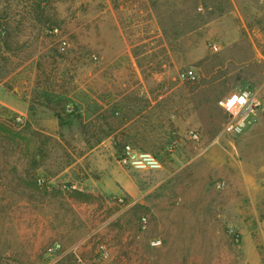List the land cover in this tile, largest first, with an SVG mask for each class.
<instances>
[{
    "label": "rangeland",
    "instance_id": "rangeland-1",
    "mask_svg": "<svg viewBox=\"0 0 264 264\" xmlns=\"http://www.w3.org/2000/svg\"><path fill=\"white\" fill-rule=\"evenodd\" d=\"M190 71L197 79L183 81ZM0 84L27 106L0 107V249L22 225L76 242L122 210L87 239L91 264H242L244 244L264 264V0H0ZM238 89L257 92L263 110L242 134L222 135L218 102ZM126 143L163 169L121 167ZM110 163L137 188L119 196L128 208L61 189ZM24 183L36 196L28 204Z\"/></svg>",
    "mask_w": 264,
    "mask_h": 264
},
{
    "label": "crops",
    "instance_id": "crops-1",
    "mask_svg": "<svg viewBox=\"0 0 264 264\" xmlns=\"http://www.w3.org/2000/svg\"><path fill=\"white\" fill-rule=\"evenodd\" d=\"M124 40L127 41V39ZM108 52L109 51L106 52V56L109 54ZM110 52H115V55H117L116 51ZM122 53L126 54V52ZM122 53L119 55L121 56ZM127 55L133 56L131 51H128ZM0 90H2L1 84ZM0 107H8L14 112L20 113H24L27 109L26 103L19 102L17 104H12L9 98V93H0ZM109 139H111V137ZM27 185V183H24L21 190L22 193H19L20 201L26 204L34 200L33 196L36 198ZM78 189V192L84 195H101L105 198H116L123 194H127L129 196H134L137 194V188L127 177V175L123 174L114 163L106 165L105 172L100 176L99 179L81 183ZM8 199L11 200L10 197ZM101 212L104 211H99V213ZM128 213L129 212L122 210L110 213L107 217V221L103 222L99 228L94 229L87 237L72 243L67 242V238L64 237L63 234H60L58 228L52 229L44 225L18 226L17 237L10 235L2 237L1 240L3 243L0 249V262L1 264H51V257L46 253V250L50 245H52L50 243L55 241V243H62L63 248L69 251V253L59 261L61 264H91L95 260L93 259V254L89 252L90 245L88 244L87 239L103 230L104 226L107 224L124 218L125 214ZM104 215L103 217H106L107 214L104 213ZM143 217L146 216L141 217V225ZM140 249L142 248L140 247ZM240 249L242 250L240 253L242 264H261L260 255L257 251H252L249 245L244 244ZM216 263V260L212 261V264Z\"/></svg>",
    "mask_w": 264,
    "mask_h": 264
},
{
    "label": "built area",
    "instance_id": "built-area-1",
    "mask_svg": "<svg viewBox=\"0 0 264 264\" xmlns=\"http://www.w3.org/2000/svg\"><path fill=\"white\" fill-rule=\"evenodd\" d=\"M202 10V8H200ZM54 34H59V29L56 27L53 30ZM212 47L215 50H219L216 44ZM60 49L66 52L68 49V43L66 40H62L60 44ZM183 81H195L197 76L194 72H183L180 75ZM219 106L227 113L229 120L225 124L222 135L224 134H242L253 122V120L260 114L263 110V101L260 95L251 89H238L233 91L229 95L223 97L218 102ZM189 138L195 142L200 140V136L197 132L191 131L189 133ZM118 164L124 169H128L138 173H156L163 169L162 162L153 153L143 150L132 143H126L117 155ZM37 183L40 186H47L52 184L50 180L45 178H38ZM219 188L225 186V182H219ZM63 190H77L76 184L63 183L61 185ZM118 201L123 205V207L128 208L131 206L132 202L127 201L126 197H118ZM148 224V218H142V227L145 229ZM163 245V240L161 238H153L150 240V246L153 248H160ZM46 253L51 257V264H55L62 260L69 251L63 248L62 243H54L50 245ZM99 253L103 260H107L111 257L110 249L105 245L101 244L99 246Z\"/></svg>",
    "mask_w": 264,
    "mask_h": 264
},
{
    "label": "trees",
    "instance_id": "trees-1",
    "mask_svg": "<svg viewBox=\"0 0 264 264\" xmlns=\"http://www.w3.org/2000/svg\"><path fill=\"white\" fill-rule=\"evenodd\" d=\"M78 194H80L82 197H85V196H87V195H84V194H82V193H78Z\"/></svg>",
    "mask_w": 264,
    "mask_h": 264
}]
</instances>
